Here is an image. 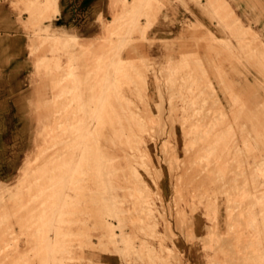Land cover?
Returning <instances> with one entry per match:
<instances>
[{
  "label": "rangeland",
  "instance_id": "rangeland-1",
  "mask_svg": "<svg viewBox=\"0 0 264 264\" xmlns=\"http://www.w3.org/2000/svg\"><path fill=\"white\" fill-rule=\"evenodd\" d=\"M131 1L82 39L55 0H8L36 117L0 181V264H190L194 213L198 264H264V0H188L200 21ZM160 11L175 28L152 37Z\"/></svg>",
  "mask_w": 264,
  "mask_h": 264
},
{
  "label": "crops",
  "instance_id": "crops-1",
  "mask_svg": "<svg viewBox=\"0 0 264 264\" xmlns=\"http://www.w3.org/2000/svg\"><path fill=\"white\" fill-rule=\"evenodd\" d=\"M184 2L190 6L191 12L180 11V19L200 21V11L188 0ZM126 3L131 4L132 1L126 0ZM162 3L169 5L172 2L162 0ZM113 4L114 0H55L50 26L57 33L82 39L97 37L101 32V21H109L116 12ZM15 22V14L10 10L8 0H0V181L12 179L25 153L30 150L31 133L26 119L36 117L29 82L32 61L28 55V34L24 30L11 28ZM174 28L163 19L160 11L147 31L152 37H159ZM150 50L156 52L152 48ZM207 226L202 215L194 213L193 242L188 244L181 234L176 235L175 247L190 264L200 261L202 250L197 239L206 236Z\"/></svg>",
  "mask_w": 264,
  "mask_h": 264
},
{
  "label": "bare ground",
  "instance_id": "bare-ground-1",
  "mask_svg": "<svg viewBox=\"0 0 264 264\" xmlns=\"http://www.w3.org/2000/svg\"><path fill=\"white\" fill-rule=\"evenodd\" d=\"M107 71V70H106ZM125 150V149H124ZM86 163V162H85Z\"/></svg>",
  "mask_w": 264,
  "mask_h": 264
}]
</instances>
